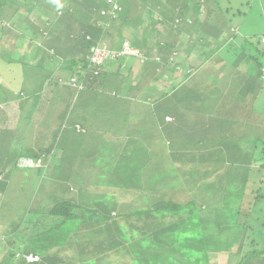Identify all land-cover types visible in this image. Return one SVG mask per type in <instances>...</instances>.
Returning <instances> with one entry per match:
<instances>
[{
  "label": "trees",
  "instance_id": "1",
  "mask_svg": "<svg viewBox=\"0 0 264 264\" xmlns=\"http://www.w3.org/2000/svg\"><path fill=\"white\" fill-rule=\"evenodd\" d=\"M74 1L75 4L67 5L68 0H40L42 7L46 6L50 10L49 13L46 12L48 16L43 17L47 26L40 28V32L37 28H30L29 34L20 33L22 38L20 42L24 41L27 45L34 41L33 37L36 35L48 34L53 25L58 27L61 32L60 37L68 41L67 47L61 48V45L57 44V48L55 39L47 38V41H43L45 44L42 46V51L46 53L52 51L54 62L60 60L61 68L54 67L49 70L44 63L39 65L40 57L43 56L44 61L47 60V54L43 52L29 59H24V54L17 58L11 57V54L9 58L0 56V64L4 65L3 71H9L8 65H10V71L14 70L13 65L21 71L39 68L44 72L37 76L45 81L43 92L36 90L33 94L26 95L23 88L17 89L24 97V100L20 101L21 111L24 105L21 102H29L41 93L44 94L43 99H47L46 104L54 108L57 106L54 102L58 99L62 101L65 96L64 90L74 91L73 98H67L66 107L61 109L62 118L66 117L71 108H77L78 118L74 120L72 127L83 130L73 133L71 128H65V132H62L64 136L58 140L56 132L59 123L55 125V128L45 125L47 131L51 128L54 130V139L61 141L62 146L56 153L54 145L52 148H43L33 156H25L21 159L38 162L33 167H22L19 166L21 160L17 162V167L26 169L24 170L26 172L37 170L41 181L35 182L29 189L24 187L22 190L23 196L26 194L25 196L28 197L23 200L26 202L22 207L25 212L21 209L16 215L15 222L20 221V223L17 222V226L12 231L19 241L13 249L10 248L13 239L7 240L9 248L0 251V264H211L212 256L217 251L227 253V258L238 257V259L226 261L227 264H264V247L256 248V241L252 239L256 229H259L261 233L258 238L261 240L259 244H264V216L253 218L248 212L242 211L243 189L247 187L250 179L259 183L257 188H252V191L260 193L258 199L264 198V176L255 177L254 173L241 169L239 164L230 167L227 163L228 168L226 170L223 168L224 172L215 180L204 182L202 179L206 173H210V170L201 172L198 161H203L202 155H190L187 150L194 146L206 148L210 143L215 142V140H197L199 137L195 136L194 130L186 127L185 121L188 116L184 106L198 105L201 101L210 103L209 90L205 89L210 82V77L198 78L194 81L198 77V72L219 59V61L224 60L225 63L233 61L235 37L232 35L235 30L232 26H228L227 29L226 24L218 21L219 14L222 12L228 14L229 11L220 9L215 0L211 2L180 0L182 2L179 10L174 6L165 9L166 5L160 9L162 3H154L157 13L153 20V30L158 29L159 26V29L163 31L155 37L157 33L150 30L152 25L150 16H143L145 8L151 7V0ZM60 2L61 4H58ZM143 2L146 3L138 5ZM37 3L38 1L34 0V8ZM114 3L116 7L111 6ZM20 4L17 0H0L1 33L5 30L1 22L6 18L3 6L17 5L19 8ZM84 5L88 8L87 12L83 10ZM204 23L208 26L205 27ZM73 25L77 28L75 29ZM126 25L140 32L149 29L155 43L152 46L151 42H148L146 46L149 45L148 48H152L148 51L145 45L141 49L133 45L132 41L122 35V29ZM13 26L11 25L10 28L13 29ZM181 31L188 33L195 31L201 41L206 40V35L212 33L216 39L215 42L220 44V50L212 49L213 47L210 49L207 47L205 50V45H202L201 41L200 43L192 41L193 38L189 36L196 49H181L178 52L176 38L173 36ZM111 32H117L112 38L119 40L120 45L124 40H128L130 45L138 50L139 55L95 57L92 48L96 47L100 39L103 40L108 34L112 35ZM179 43L182 44V42ZM260 43L258 38L256 44L264 51ZM11 44L13 45L14 42ZM109 45L106 47L110 50L118 48L117 45ZM47 48H50L49 51ZM182 50H186V55ZM253 52L252 50L246 56L251 58ZM61 55L64 58L60 59ZM124 59L128 63L139 60L141 64L149 63L151 66L155 64L154 74L161 73L160 85L155 89L156 97L154 94V96L148 95L145 99L141 97L143 88L146 86V82L139 81L143 74L140 72L137 74V70L133 67V69L128 68L126 72L121 71L120 63ZM257 65L258 68L263 67L259 63ZM109 66L112 67L110 70H108ZM179 71L180 76H169V73L174 74ZM3 76L6 77L7 73ZM168 77L170 79L167 81ZM162 78L163 81H161ZM33 80H36L35 76ZM246 85L245 87H249L250 84ZM106 86L110 89L107 97H114L107 101L113 105L115 112L122 111L123 116L117 119L109 118L110 112L107 109V114L104 109H100ZM210 87H213V83ZM146 88L150 89L148 85ZM123 89L130 92L126 93ZM226 94L227 96L224 97L228 103H225V108L230 111L231 106L237 103L238 96L237 93L235 95L232 92ZM261 94L257 92L256 97L254 94L247 93L245 98L256 100L264 107V100L260 98ZM129 98H135L136 102H141L147 112L144 114L140 112L139 104L134 105L129 111L126 105L128 103L125 102ZM94 104L95 107H93ZM121 104H124L122 109L118 106ZM211 104L212 102L210 106ZM87 106L91 108L86 113V109H82ZM213 109H216V105ZM58 110H60L59 107ZM96 110H99L97 115H102L99 118L100 125L94 122L91 127L92 122L84 123L83 120L89 116V113ZM138 112L140 113L137 114ZM212 114L209 116V122L210 118L211 121L219 120L209 124L207 131L203 130L204 133L214 134L221 129V125L219 126L221 123L228 126L229 112L221 118L219 114ZM47 116L50 118L52 115L47 112ZM125 117L130 121L137 119L138 128L135 129V134L128 135ZM34 122L40 126L39 120ZM61 125H64L63 121ZM185 127L187 132L192 131L193 140L177 139L183 129L185 132ZM141 128L148 134L142 135ZM93 129L105 130L115 138L121 133L125 134V138L116 144V152L112 150L110 154L108 148V155L104 162L97 161L96 146L91 148L90 144H86L87 141V143L96 142V140H88V136L91 137V132L88 130ZM35 130L37 134H40L45 129L38 127ZM254 134L255 138L252 140H262L257 142L263 145L260 153L264 156L263 131H257ZM136 136L144 140H137ZM78 142L84 144L81 146L82 149L78 147L81 144L74 145ZM160 142H162L161 145ZM224 147L227 148L228 144ZM81 150L91 152V160L86 162L83 160L84 171L80 168V162L79 166L75 168L72 166L74 161L80 160L78 154H84L80 153ZM219 150H215L216 154ZM219 167L216 169H220ZM235 183H238V186ZM74 188L77 191L73 196L61 195L51 198L54 191L59 192L64 189L73 191ZM235 188L238 190L234 191ZM1 191L0 202L9 206L6 196L10 195L12 190ZM38 193L46 194L47 200H44L43 196L37 197L35 194L38 195ZM95 193L102 195L100 201L94 200V204L90 207L80 205L79 202L85 199V196ZM236 199L240 200L239 206L235 204ZM28 200L30 202H27ZM44 201L51 202L47 210L36 209L33 206V203L39 204ZM231 228L234 230L230 231ZM241 235L244 237L239 241L238 238ZM27 240L36 241L40 243L39 246L43 244L46 248L53 247L57 254L65 253V256L57 258L45 255L48 250L43 254L37 251L40 256L43 255L41 260L28 263L20 256L22 251L28 253V249L24 250L28 248V246L24 248ZM237 242L241 245L239 252H228L230 246Z\"/></svg>",
  "mask_w": 264,
  "mask_h": 264
},
{
  "label": "rangeland",
  "instance_id": "2",
  "mask_svg": "<svg viewBox=\"0 0 264 264\" xmlns=\"http://www.w3.org/2000/svg\"><path fill=\"white\" fill-rule=\"evenodd\" d=\"M17 1H20V3H21L19 8L17 5H14V7L8 6V5L3 6V13L6 16V18L2 19V22H1V25L5 26V30L3 31V33H1V30H0V56L3 58L4 57L9 58V54H11V57L17 58V57L22 56L24 54V56H23L24 59H29L38 53L39 54L45 53V54H47V56H46L47 60L45 59V61H44L43 56L40 57L39 62H38L39 65H42L44 63L45 65H47L49 70H52L54 67L61 68L60 67V65H61L60 60L59 61L57 60L54 62V59L52 58L53 54H51L52 51H50L48 53H46V51L45 52L42 51V46L45 44L43 41H47V38L48 39L54 38L55 42H56L55 46H57V48H58L59 44L61 45V48H62V46L64 48L67 47L66 45H68V41L67 40L65 41L62 37H60L61 32H59L60 30L55 25H53L50 28V32H48V34L43 33L42 35H36V37H33L34 41L31 42L30 44L25 45L24 41L20 42V41H22V38L20 37L21 32L22 33L25 32V33L29 34L31 32L30 28H37V31L40 32L42 27L47 26L44 18H45V15H47L46 12L49 13L50 10L47 9L46 6H43L44 7L43 8L42 4L39 3L40 0H37L38 3H37L35 8L33 6L34 0H17ZM107 1H109V0H107ZM138 1L139 0H137L136 2H138ZM215 1H216L217 5L219 6L220 9L221 8H222V10L227 9L229 11L228 14H225L222 12V14L225 16L223 19L227 24L226 25L227 29H228V26L237 27L236 30L233 32V35H235V42L241 43V40H245V43H250V45L254 51L252 53V57L255 59V62H253V61L245 62L244 63L245 68L244 69H247L246 73L248 75H250V77L256 78L257 81H261L257 76V74H258L257 63L264 65V51H262V48H260L256 44V40L259 38L260 34L264 31V0H215ZM157 2L162 3V6L160 9L163 8V5H166L164 7L165 9H169V8L174 6V8H177V10H179V9H181V2L182 1L180 2V0H155V1L151 0V5H150L151 7H149L148 9L145 8L143 16H145V17L150 16V21L152 23L150 30H152V32L157 33V34H155V37L158 36L161 32H163L161 29H159V26H158V29L153 30L154 29L153 28V26H154L153 20H155L156 13H157V9H155L154 3H157ZM73 3L75 4L76 2L74 0H68V3H66V4L69 5V4H73ZM145 3L146 2H143V3H140L138 5L141 6V4H145ZM58 4H61V2ZM112 5L113 4H111V6ZM153 9H155V10L153 11ZM83 10L87 12L88 8H85V5H84ZM84 11H82V12H84ZM49 16H50V14H49ZM51 16H52V14H51ZM51 18H53V17H51ZM191 20H193V19H191ZM72 23H73V21H72ZM11 25H14L13 26L14 30L12 28H10ZM73 26L75 29L77 28L76 25H73ZM161 28L164 29V27H162V26H161ZM150 30L144 29L143 31L140 32V30L137 31L134 28H132L131 26L126 25L122 29V35L126 36L128 38V40L132 41L133 45L138 46L140 49H141V47H143V45H145L144 47L148 48L149 45L146 46V44L148 42H151V45L155 43L154 37H152L150 35L151 34ZM52 33H53V35H50ZM111 34L112 35L108 34L105 39L106 40H111V39L114 40L112 38V36L115 37L117 32H111ZM189 36H191V38H193L192 41H197L198 43H200L201 38L198 36V34L195 31L192 33H188L186 31H183V32L179 33L178 38H177V41H178L177 51L178 52L181 49L194 48L193 42L189 39ZM11 38H15V40L12 41ZM215 40L216 39H214V34L209 33L206 35V40L203 39L201 41V43H202V45H205V48H207V45L212 44V42H215ZM63 41H64V43H63ZM207 41L209 43H207ZM13 42H14V44L12 45L11 43H13ZM116 42H117V40H116ZM179 42H182V44ZM183 43H185V45H186L185 47H183ZM117 47H120V44H118ZM61 48H60V52H61ZM150 48H152V47H150ZM150 48H148V51L150 50ZM49 49L50 48H47V51H49ZM194 49H196V48H194ZM184 51H186V50H184ZM184 51L182 50L183 54H184ZM222 52L224 53V51H222ZM65 55H67V54H65ZM232 55H234V51H233ZM61 57L64 58V56L61 55L60 59H62ZM126 61L127 60L124 59L120 63V70L126 72L128 68H131V69L135 68L137 70V74H139V72L143 74V77L139 79L140 83L146 82L145 83L146 86L148 85L150 88V89H147L145 86L143 88L144 91L141 93V97H143V99H145L148 95L152 96L153 94L156 97L157 91H155V89L157 87H159V85H160L159 84V80H160L159 77L161 76V73L157 72L156 74H154V71H155L154 65L155 64L153 63V66H151L149 63L141 64V62L139 60L131 61V62H129L130 63L129 64ZM111 64H112V62H111ZM137 64H139V66ZM12 67H14V70L10 71V65H8L9 71H6V70L3 71L4 65L0 64V108L4 107V110L7 109V111L5 110L6 112L0 111V126L4 127V128L0 127V143L10 145V144H12L11 140H20L16 144L23 145L25 147L31 146V144L28 145L25 142V140H34V135H31V134L35 130V127L32 126V124L36 120H39L40 123H43L42 125H49L50 127H53V128H55V125L57 123H59V126H57L58 129H57L56 134H57L58 140H60V137L64 136V135H62V132L63 131L65 132V128H70V126L72 125L71 123L75 119L78 118L79 111L77 108H71V110L67 113L65 118H62L63 111L61 110L64 107H66V101H67L66 99L69 97L73 98L75 92L64 90V94H65L64 97L65 98L63 97L62 101L58 99L54 102V104L55 103L57 104V106L54 107L55 109L52 106L46 104L47 99H43L44 94L41 93V94L37 95L36 97H34L29 102H25V101L21 102L24 105L22 108V112L20 114H18L16 112H18V109L20 107V101L24 100V97L21 93H19V91H17V89L23 88L25 90L26 95L33 94V92H36V90L39 92H43V89L45 88V83H44L45 81L43 78H40V77L37 78V76L40 75L41 73H44V72L42 70H40L39 68L33 69V70L28 69L29 71H27V69L24 71H21L20 68H17L13 65H12ZM223 67H225L226 70ZM223 67L217 68V66L215 65V62L212 63V66L207 65V67H205L200 72H198V75H197L198 77L195 78L194 81H196L198 78L199 79L200 78L205 79L204 77H207L209 75H213L214 71L216 73H219V75L225 74V72L227 71L228 68L230 69L229 72L234 71V67L232 68L231 64H229V65L225 64V65H223ZM111 68L112 67L109 66L108 70H110ZM259 72H260V70H259ZM6 73H7V76L4 77L3 75H5ZM147 73L149 74L148 76H147ZM151 73L153 75H151ZM180 73H181L180 71L174 72V74L169 73V76H172V77L173 76H180L181 75ZM55 75L56 74H54V76ZM34 76H35L36 80H33ZM149 78H151L150 81L148 80ZM225 78L226 79L224 82L218 81V80L213 81V80L209 79L210 82L207 83V85L205 87L206 91L211 90L214 92L217 87H221L219 85L220 82L223 83L222 87L224 89H230V90L231 89L237 90L238 87L241 86V83H242V86L250 83V81H243V80L239 79L240 83L237 82V85H233L234 80L230 79L228 74L225 76ZM169 79H170V77L167 78V81ZM147 81H149L148 84H147ZM161 81H163V78ZM211 83H213V87H210ZM195 86H197V84H195ZM182 87H184V86H182ZM104 89H105V93H103L104 96L102 98V101L100 102V109H102V110L104 109L105 114H107V112H106V109H107L110 112L109 118L111 117L112 119H117L118 117L123 116L121 110L115 112L113 105L107 101V99H109V98H114V97H107V94L110 91L109 87L106 86ZM123 91L126 93L130 92V91L127 92V90H125V89H123ZM168 91L169 90H167V92ZM131 92H133V91H131ZM260 92L262 93L260 98L262 100H264V86H262ZM255 93H254V95L257 97V92H255ZM141 97H139V98H141ZM157 97H159V96H157ZM122 102H124V101H122ZM125 102L128 103L126 105H127V108L129 111H131L133 109L134 105L139 104L138 108H139L140 112H143V114L147 112L146 107L144 105H142L141 102L140 103L136 102L135 98H129V99L125 100ZM95 106L96 105L94 104L93 107H95ZM118 106L122 109V107H124V104H121ZM58 107L60 108V110H58ZM90 108H91L90 106H87V108H83L82 110L86 109L85 112L87 113L90 110ZM256 108L264 110V107L260 103H256ZM8 109H10V112ZM98 111L99 110H96L93 113H89V116L86 119H84L83 122L84 123L92 122L91 127L94 124V122H96L97 125H100L99 118L102 115L101 114L97 115ZM129 111H127V112H129ZM7 112H9L8 116H6L8 114ZM47 112H49L52 115L50 118L47 116ZM140 112H138L137 114H139ZM53 115H55V116H53ZM40 116H41V118H40ZM12 117H13V119H12ZM4 118H9L8 120H10V121L14 120V124L13 125L7 124L6 121L4 120ZM126 119H127V121H126V129L127 130L126 131L128 132V135L135 134V132H136L135 129L138 128L137 119L136 120L133 119L131 121L129 118H126ZM62 121H63L64 125H61ZM140 121H141V118H140ZM263 123H264V119L262 117L258 116L257 120L254 123L251 122L249 124L251 126H246V132L241 131L242 132L241 135L244 136V138L247 137L244 140H235V142H233V140L232 141L231 140H215L214 145L212 147V150H213V148L214 149L217 148V150L220 149L217 154H214L210 147H208L210 149H207L204 147H198V146L189 147L190 149H187V150L189 151L190 155H194V156H198L200 154L202 155L203 161H200V160L198 161L200 163L201 172H204V170L206 171L208 169L210 170V173L209 174L206 173L202 180L204 182H207L208 180L213 181V180H215V178L218 175H220L224 172L223 168L225 170L228 168L227 165L230 167H235L237 164H239L241 166V169L243 168V169H246L247 172L249 171V172L254 173L255 177L256 176H259V178L263 177L264 176V156L260 153V149L263 148V145L259 144V142H257V141H262V140H252L255 138L254 132L262 131V130H260V126ZM243 126H245V125L243 124ZM102 127H104V126H102ZM105 127H106V125H105ZM97 128H100V126H97ZM53 131L54 130L52 128H51V130H49V134H48L49 136H48L47 140H52V142H54L53 146L55 145V148L58 149L62 146V144H61L62 142L60 141V143L58 144L57 143L58 140H53L54 139V132ZM141 131H142L141 132L142 135L144 133L148 134L147 131L144 130L143 128H141ZM183 132H184V129H183ZM95 133H100L101 135L95 136L94 135ZM90 134H91V137L89 135L88 140H92V141L96 140V142L91 143V141H90V143H87L88 142L87 141L86 144L87 145L90 144L91 148L96 146L95 152H96V156H97V161L99 160L100 162L105 161V158L108 155V148H109L110 154L112 153V150H115V152H116L117 151L115 149L116 144L120 142L119 140H122L123 138H125L124 133L123 134L121 133L120 135L118 134L119 136L117 138H115V136L111 137L109 135V132L106 133L105 130L98 131L97 129L91 130ZM263 134H264V128H263ZM136 138H137V140H144L142 137L136 136ZM111 139H115V140H111ZM116 141H118V142H116ZM79 144H81V143L78 142L74 145L78 146ZM161 144H162V142H160V145ZM225 144H228L227 148L224 147ZM83 145L84 144H81L78 147L80 149H82L81 146H83ZM104 148H105L106 152H104L105 151ZM0 153H1V151H0ZM80 153H84V154L83 155L78 154V156L80 157V160L74 161V163H72V166L75 168V166H79V162H80V165H81L80 168H82V171H84L83 160H85V162H86V160H91V152H89V151L86 152L84 150H81ZM216 167H219L220 169H216ZM23 170H26V169H23ZM87 170H88V167H87ZM235 184H236V186H238V183H235ZM258 184H259L258 181H253L252 179H250L248 181V184L246 185L247 187L245 189H243L244 197L242 199V206H243L242 211L248 212L250 214V216H252L253 218L264 216V198L258 199V196H260V193L259 192L256 193V192L252 191V188L258 187ZM237 190L238 189L235 188L234 191H237ZM76 191H77L76 188H74L73 191H67L66 189L59 191V192L54 191L51 194V196H52L51 198L58 197L61 195L73 196V194ZM23 193L24 192H22V191H19V193H18V191L16 190V191H12V193L10 195L6 196L7 201L9 203H12L11 207L8 208L9 210L6 209V211L11 212V214L13 215L12 220H15L16 215H18V213L22 209L23 205L26 203L23 200L25 198L27 199L28 197L25 196L26 194L23 196ZM62 193H64V194H62ZM1 194H2V192H1ZM35 195L37 197L43 196L44 200H47V195L44 193L43 194L38 193V195L37 194H35ZM98 199H99V201L102 199L101 194L100 195H97V193H95L94 195L90 194V195L85 196V199H83L84 201L79 200L80 201L79 203H80V205H86V206L90 207L94 204V200H98ZM23 202H24V204H23ZM50 203H49V201H44L43 203H39V204L33 203V206L36 209H42V208L47 209L48 207H50L49 206ZM235 204H237L239 206L240 200L236 199ZM22 210H23V212H25V209H22ZM75 210L78 211L77 209H75ZM4 215H6L5 203H3L2 207L0 208V216H4ZM17 222L20 223V221H17ZM16 225L17 224L14 223L10 227L11 228L16 227ZM232 230H234V228L230 229V231H232ZM226 233H228V232H226ZM259 234H261L259 229H256V232L254 233L252 239L256 241V248L260 249V248L264 247V244H259V241H261L258 239L260 236ZM243 237H244V235H241V237L238 238V239H240L239 241L243 240ZM0 244L3 246H6L5 242H0ZM30 244H31L30 250L39 251L41 254L47 253V250L49 249V248H46V246L43 244L41 246H39L40 243H38L36 241H30ZM240 247H241L240 242H237L234 245L230 246L228 252H230V253L239 252ZM13 249H15V248H13ZM10 250H12V249H10ZM241 250H243V249L241 248ZM48 253H49V255H52V256L57 257V258H58V256H61V258H63L65 256V253H63V254L58 253L57 254L55 252V249L48 251ZM226 254L227 253H223L222 251L215 252V254H213V256H212L213 260H212L211 264H227L226 261H232V260L238 259V257L237 258H231V257L227 258L228 256ZM255 259L259 260L260 258H255Z\"/></svg>",
  "mask_w": 264,
  "mask_h": 264
},
{
  "label": "crops",
  "instance_id": "3",
  "mask_svg": "<svg viewBox=\"0 0 264 264\" xmlns=\"http://www.w3.org/2000/svg\"><path fill=\"white\" fill-rule=\"evenodd\" d=\"M201 1H204V0H201ZM207 1L211 2L213 0H207ZM163 12L165 13L166 11H163ZM224 17L225 16L222 14H219V16H218V18H219L218 21L221 24H226V22L223 19ZM204 25H205V27L208 26V24H205V23H204ZM232 28H234L233 30H236L237 27H232ZM181 32H183V31H181ZM178 35L179 34H177L176 36H173V38H176V44H177ZM232 36L235 37V35H232ZM108 42L112 45H118L119 44V41L116 42V40H112V39L108 40ZM233 46H235L233 61L225 63L224 60L219 61L220 60L219 59V60H216V61L209 63V66H212V63H214V62H215V65L217 66V68H219V67L221 68L225 64H228V65L231 64L232 68L234 67V71L232 70L233 72H229L230 69L228 68L227 71L225 72V74H222V75H219V73H216L214 71V74L209 75L208 78L210 77V79L213 81L218 80V81L224 82L226 79L225 76L228 74L229 78L234 80L233 85H237V82L240 83L239 79H241L243 81H250V83H249L250 85H249V87H245V85L242 86V83H241V86H239L237 90L233 91L231 89V91H224L222 89L223 83L220 82L219 85L221 87H217L214 92L210 90L208 93L210 103L212 102L211 106H210V103H206L205 101H203V102L201 101V103L198 105H191V106L185 105L184 106L186 108V112L185 111L184 112L188 116V118L186 117V121H185V124L187 125L186 127H188V129L194 130L195 136L198 135V137H199V139H197V140H244L247 137L244 138V136L241 135V133H242L241 131L246 132V126H251L249 124L251 122L254 123L257 120L258 116H260L264 119V110L256 108V103H257L256 100H250L249 97L245 98V94L247 91H248V93L254 94L255 92H260L262 86H264V81H262L261 76H260V72H259L260 68H258L257 76L261 81H257L256 78L250 77V75H248L246 73L247 69H244L245 68L244 67L245 62H247V61L255 62V59H253V57L250 58L249 56H246L253 49H252L250 43H245V40H241V43H238V42H235V39H234ZM183 47H185V44L183 45ZM207 47H209V49L213 47L212 49L216 48V49L220 50V44L217 42H213L212 44H209ZM204 49L206 50L207 48H205V46H204ZM184 55H186L185 51H184ZM222 62H224V63L221 64ZM262 66H264V65H262ZM223 68H225V67H223ZM225 70H226V68H225ZM226 90H228V89H226ZM227 92H228V94L232 92L235 95L237 93V96H238L237 97V103H235L233 106H231L230 111H227V109L225 108V105H226L225 103H228V102L224 96H227V94H226ZM220 94H222L223 96ZM212 105H214V106L216 105V109H213L214 106H212ZM21 106L22 105H20L18 112H16V113L20 114L22 112ZM5 110L7 111V109H5ZM5 110H4V107L0 108L1 112L2 111L6 112ZM8 110L10 112V109H8ZM9 112H7L8 114L6 116L9 115ZM228 112L230 113L229 114V120H228V126L225 125L224 123H221V124H219V126L221 125L220 126L221 129L214 132V134H212V133L208 134V133L203 132V130L207 131V126L209 124H212V123L216 122L217 120H219V119H217L216 121H211V118H210V122H209L208 120H209L210 114L211 115H213L212 113L219 114V116L221 118L224 116V114H226ZM40 118H41V116H40ZM8 119L9 118H4V120L6 121L7 124L13 125L14 120L10 121ZM12 119H13V117H12ZM73 122L71 124H73ZM42 124L43 123H40V122H39L40 126H38L36 122H34L32 124V126H34L35 128L39 127L40 129L44 128L45 130L40 132V134H37L36 130H34L35 132L34 131L32 132L31 135H34V140H25V142L28 145L31 144V146L25 147L23 145L16 144L20 140H11L12 144H10V145L0 143L1 144L0 145V151H1V153H0V192H2L1 190H8V189H10L12 191H16V190L22 191L24 187L26 189H29L30 187H32L34 185L35 182L38 183L41 181L37 170L33 169V170H29V172H26V171L22 170L20 167H17V162L20 161L25 156H29V157L33 156L37 151H39L43 148L47 149V148L53 147L54 142H52V140H47L48 136H49L48 135L49 131H47L45 125H42ZM76 124H78V123H76ZM243 124L245 126H243ZM216 126L219 127L217 124H216ZM0 127L4 128L3 126H0ZM70 128H71L73 133H78V131L76 129H74L72 127V125L70 126ZM263 128H264V123L260 126V130L263 131ZM88 131L91 132V130H88ZM54 134H55V132H54ZM192 134H193L192 131L187 132L185 129V132H182L181 135H178L177 139L178 140H193L192 138H194V137H192ZM94 135H99V133H95ZM233 135H235V137H233ZM53 140H56V139H53ZM66 140H68V139L66 138ZM59 143H60V141H58V144ZM213 145H214L213 143H210L209 146H207L206 148L207 149L211 148V150H212ZM208 147H210V148H208ZM54 150L56 153L57 148H55ZM215 150H217V148H215V149L213 148V150H212L214 154H216ZM70 161H74V159H70ZM36 187H37V185H36ZM63 196H66V195H63ZM1 197H2V194H0V201H1ZM27 202H30V201L28 200ZM2 204H3V202H0V208L2 207ZM8 204H9V206L8 205L5 206L6 215L0 216V242L6 243V246H3L0 244V251H2L4 248H6V249L9 248V245H7V240H9L10 238L13 239V240H11L13 243L11 245L12 247H10V248H16V244L19 241L18 237H16L12 233V231H14V227H12V228L10 227L14 223L17 224V222H15V220H12L13 215L10 214V212L6 211V209L10 208L12 205L9 202H8ZM47 209L42 208V210H47ZM7 227L8 228L10 227V228L8 229ZM26 246H28V248H25ZM30 247H31L30 240H27L25 245H24L25 250L28 249L27 250L28 252L37 253V251L30 250ZM52 249H54V248L51 247L48 249V251H50ZM0 255H1V253H0ZM45 255H49V254H45ZM41 256L43 257V255H41Z\"/></svg>",
  "mask_w": 264,
  "mask_h": 264
},
{
  "label": "built area",
  "instance_id": "4",
  "mask_svg": "<svg viewBox=\"0 0 264 264\" xmlns=\"http://www.w3.org/2000/svg\"><path fill=\"white\" fill-rule=\"evenodd\" d=\"M109 2H111V0H109ZM113 7H116L115 3L113 4ZM261 43L264 46V34L261 37ZM92 49L94 50V56L95 57H99V58H102L104 55H110L112 57H116L118 55H123V54L126 55V56L127 55L128 56H137V55H139L138 50L133 48L128 41H124L122 43L121 48L118 51L117 50H110L105 45H101V46L96 45V47H94ZM93 59H95V58L93 57ZM263 77H264V73H263ZM72 82L73 83L75 82L74 79H72ZM35 164H38V162L35 163L34 161H31V160H28V159H24L21 162V165L28 166V167H33V166H35ZM25 258L28 261H36V260H38V256L32 255V254L25 255Z\"/></svg>",
  "mask_w": 264,
  "mask_h": 264
},
{
  "label": "clouds",
  "instance_id": "5",
  "mask_svg": "<svg viewBox=\"0 0 264 264\" xmlns=\"http://www.w3.org/2000/svg\"><path fill=\"white\" fill-rule=\"evenodd\" d=\"M263 34H264V31H263V32L260 34V36H259L260 41H261V37H262ZM103 38H104V37H103ZM105 38H106V37H105ZM105 38H104L103 40L100 39V42H98L97 45H99V46H101V45H105V46L108 45V46H110V45H109L110 43H109L108 40H106ZM124 41H128V40H124ZM124 41H123V42H124ZM123 42H122V43H123ZM128 42H129V41H128ZM122 43H121L120 47L117 48V50H119V49L121 48ZM260 45L263 46L262 43H260ZM263 47H264V46H263ZM263 73H264V66L260 68V76H261L262 81H264ZM76 128H80V127H79V126H76ZM76 130L79 131V130H81V129H76ZM81 131H83V130H81ZM23 160H24V159H23ZM23 160H21V161L19 162V166L24 167L23 165H21V162H22ZM26 167H28V166H26ZM17 254H18V253H17ZM28 254H32V255H36V256H38V260H36V261H28V260H26L25 255H28ZM20 256H21V258L25 259V261L28 262V263L39 262V261L41 260V258H42V256H40L39 254H36V253H33V252H28V253H24V252H22V253L20 254Z\"/></svg>",
  "mask_w": 264,
  "mask_h": 264
}]
</instances>
